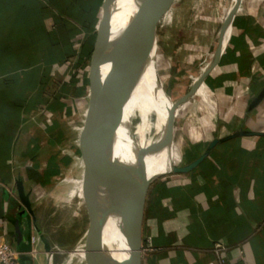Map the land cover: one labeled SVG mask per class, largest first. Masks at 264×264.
Segmentation results:
<instances>
[{
	"label": "crops",
	"instance_id": "1",
	"mask_svg": "<svg viewBox=\"0 0 264 264\" xmlns=\"http://www.w3.org/2000/svg\"><path fill=\"white\" fill-rule=\"evenodd\" d=\"M103 3L95 0L89 29L70 14L81 8L80 0H0V86L10 70L17 71L20 83H28L35 81L37 69V84L43 86L37 102H25L17 117L0 119V237L20 254L21 264H55L54 248L36 215L37 192L43 187L39 177L53 167L45 155L60 143L61 129L78 103L86 119ZM263 87L264 0H240L220 62L186 103L178 128L175 118L174 144L179 148L186 142L179 162L190 163L215 138L240 130L263 136L230 140L191 173L151 186L141 264H264V100L250 108ZM67 88L81 95L65 93ZM15 99L13 89L0 87V113L17 110ZM34 237L40 246L32 258ZM216 245L226 250L225 263L216 256Z\"/></svg>",
	"mask_w": 264,
	"mask_h": 264
},
{
	"label": "water",
	"instance_id": "2",
	"mask_svg": "<svg viewBox=\"0 0 264 264\" xmlns=\"http://www.w3.org/2000/svg\"><path fill=\"white\" fill-rule=\"evenodd\" d=\"M118 0H104L97 40L91 59L89 107L81 137V153L85 163L83 192L90 216L87 231L89 247L87 264H141L142 227L146 200L151 186L167 176L189 174L198 168L219 145L241 137L263 136L240 130L224 138H215L194 161L178 166L173 162L175 115L203 85L223 56L240 0H233L219 31L217 46L203 73L191 84L189 91L174 101L167 113L159 147L170 151L169 170L149 177L146 163L149 151L139 149L134 165L115 158L117 135L123 126L122 105L128 99L135 82L145 73L158 47V27L176 0H137L136 9L125 29L112 38L111 19ZM264 100V87L252 101L253 109ZM121 201V231L123 259H110L104 237V227L112 215L110 195ZM45 251L49 242L42 239Z\"/></svg>",
	"mask_w": 264,
	"mask_h": 264
},
{
	"label": "rangeland",
	"instance_id": "3",
	"mask_svg": "<svg viewBox=\"0 0 264 264\" xmlns=\"http://www.w3.org/2000/svg\"><path fill=\"white\" fill-rule=\"evenodd\" d=\"M193 6L194 0H176L168 13L169 17L165 15L159 24L157 54L162 59L159 74L165 78L164 90L168 91L167 94L175 95L188 90L190 81L187 76L202 69L217 46L222 12L217 7H205L197 11ZM183 116L181 113L177 117L176 126L181 125ZM150 120L153 121V116ZM137 123L133 122L131 134L141 148L146 141V129L145 123L142 125L144 128H135ZM84 125V111L78 103L76 113L70 116L61 129L63 136L60 143L52 144L45 155V160L47 157L52 158L56 172L49 177L41 174L39 177L43 187L38 188L36 215L39 227L54 248L55 264H87L84 262L85 253L78 249L90 224L83 192L85 163L81 153V137ZM152 129L149 134L152 131L151 135L155 137ZM177 131L178 142L181 131ZM185 148L186 144L180 143V152ZM179 158L180 154H176V165L187 164L179 162Z\"/></svg>",
	"mask_w": 264,
	"mask_h": 264
},
{
	"label": "bare ground",
	"instance_id": "4",
	"mask_svg": "<svg viewBox=\"0 0 264 264\" xmlns=\"http://www.w3.org/2000/svg\"><path fill=\"white\" fill-rule=\"evenodd\" d=\"M136 3L137 0L117 1L114 6L113 16L111 19L113 39L125 29L127 22L135 12ZM232 3L233 0H231V2L230 0H194L193 9L202 11L205 7L211 9L212 7H217V9L222 12V16L220 17V21L222 23ZM168 13L166 14V17H169ZM157 53L158 48L153 54L144 75L135 82V86L133 87L128 99H126L122 105L121 115L123 119V126L117 135L115 148V158L128 165L135 164L136 152L139 149L143 148L148 150L149 154L147 156L146 163L148 165L149 177H153L169 170L168 159L170 158V151L165 150L164 152H161L158 149L160 137L166 123L167 113L170 110L172 103L180 99L189 91L191 84L203 73L207 67V63L210 61L206 62L204 67L198 72L189 75L185 74L188 75L187 77L190 81L188 90L171 95L169 93L167 94L168 91L165 92L164 90L165 78L160 77L159 74V64L162 62V59ZM199 92L205 93V90L201 89ZM186 107L187 104L181 106L177 110L175 118H177ZM130 109H133L131 117L128 114ZM151 116H153L152 122L150 120ZM134 121H138L135 128H144L145 126L146 129V141L144 146L141 148L138 147V144L131 134V128ZM143 123H145V125ZM151 129L153 130L155 137H152V131L149 134V130ZM176 154H180V149L174 144L172 149V159L175 164L177 163ZM109 206L112 209V215L104 227V237L109 257L112 261L117 263L124 257V239L121 231V201L115 197L114 192L110 195ZM88 247L89 238L86 233L83 242L78 246L79 251L83 250V253H85L86 260L84 262L86 263L89 257L87 255Z\"/></svg>",
	"mask_w": 264,
	"mask_h": 264
},
{
	"label": "trees",
	"instance_id": "5",
	"mask_svg": "<svg viewBox=\"0 0 264 264\" xmlns=\"http://www.w3.org/2000/svg\"><path fill=\"white\" fill-rule=\"evenodd\" d=\"M80 5H81V8L71 9L70 14L72 15L74 19L78 20L83 25H88L89 29H91L94 23V20H95V16H96L95 0H80ZM64 54L67 55L68 51L67 52L65 51ZM84 55H87V52H85ZM52 58H53V53L51 54L50 52L49 60H52ZM39 61L42 62L41 59ZM42 64L47 65L45 63H42ZM39 70L37 69L34 71L35 81H32V82L29 81L28 83H20L18 81L19 78L16 76L17 71L16 72L12 70L8 71L10 73L7 75V80H5L2 86L0 87L5 88V90L10 89V88L13 89V93L14 95H16V99H15L16 105L15 106L17 110H14L13 113L11 114L0 113V119L9 117V115L11 117H17L19 113L18 110L23 107L25 102L27 101L37 102L39 100V97L41 96L43 92V86L40 87L36 81L37 75H41L39 74ZM65 93H68V94L73 93V95L75 96L81 95L80 90H77V89L72 90L71 88L65 89ZM56 106H58V101L57 99H54V101L51 104V109L54 108L55 110ZM53 173H55V168L50 167V169L48 170V173H46V177H49Z\"/></svg>",
	"mask_w": 264,
	"mask_h": 264
},
{
	"label": "built area",
	"instance_id": "6",
	"mask_svg": "<svg viewBox=\"0 0 264 264\" xmlns=\"http://www.w3.org/2000/svg\"><path fill=\"white\" fill-rule=\"evenodd\" d=\"M40 246L39 237H34L32 239V251L29 254L30 257L34 258L38 253V248ZM226 250L220 246L216 245L214 252L216 256L221 259L222 263H225V252ZM20 254L16 252L8 243L4 237H0V264H21L19 261Z\"/></svg>",
	"mask_w": 264,
	"mask_h": 264
}]
</instances>
